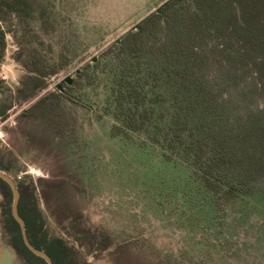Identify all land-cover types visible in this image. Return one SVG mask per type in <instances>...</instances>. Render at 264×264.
I'll use <instances>...</instances> for the list:
<instances>
[{
    "label": "rangeland",
    "instance_id": "1",
    "mask_svg": "<svg viewBox=\"0 0 264 264\" xmlns=\"http://www.w3.org/2000/svg\"><path fill=\"white\" fill-rule=\"evenodd\" d=\"M129 1L0 0V170L19 185L38 232L62 239L78 264H264V178L248 183L247 194L222 195L206 187L196 165L166 156L146 132L114 128V76L124 64L148 97L162 95L147 101L154 108L150 127L171 122L178 104L173 93L178 100L183 95L160 49L175 46L181 20L160 18L135 55L115 45L171 0H154L156 6L124 21ZM229 1L233 13L244 2ZM218 4L210 11L219 18L208 24L192 15L190 0L176 5L192 28L188 43L205 57L199 71L190 70L207 85L223 87L234 78L230 95L227 86L221 93L235 112L264 107V90L251 84L253 76L227 61L246 45L212 31L228 21V9ZM260 5L254 23L264 36ZM183 119L194 121L190 114ZM167 130L160 126L159 137ZM7 200L0 186L2 264H30L10 243Z\"/></svg>",
    "mask_w": 264,
    "mask_h": 264
},
{
    "label": "trees",
    "instance_id": "2",
    "mask_svg": "<svg viewBox=\"0 0 264 264\" xmlns=\"http://www.w3.org/2000/svg\"><path fill=\"white\" fill-rule=\"evenodd\" d=\"M179 1L181 0H171L166 3L158 13L151 14L143 21L137 30L126 33L115 44L120 53L135 55L143 48L145 33L155 27L160 18L170 15L183 22V27L178 30L173 40L175 46L170 51L164 44L160 47L167 53L166 65L176 77H179L178 83L183 89L180 100L176 92L173 93L178 104L172 114L171 122L164 126L154 122L151 123V127L149 126L154 108L148 102H157L162 95L152 91V96L148 97L140 80L129 77L128 63L122 65L114 76L112 104L114 116L118 120L114 128L124 132H146L149 141L159 143L166 156L174 153L182 160L196 165L204 184L213 192L226 195L234 189L247 194L248 183L264 178V107L257 109L247 107L242 113L235 112L233 109L235 104L230 97H227V94L230 95L232 91L228 86L234 84V78L230 79L232 83L223 84V87L220 82L207 85L202 81L201 74L190 70L195 68L199 71L205 57L203 52L197 55L192 45L188 43L192 28L184 21L182 14L178 13L176 5ZM190 1L197 10L192 15L206 24L210 20L219 18L218 12L210 11L214 4L219 5L218 2L221 1L225 9H228L227 24L217 23L212 31L217 35L236 37L243 41L246 50L238 54L228 53L227 61L233 68L240 67L243 72L253 76L254 80L251 84L255 86V83H258L260 90L263 91L264 36L259 33L263 28L259 25L257 32L254 21L260 4H264V0H243L245 8L243 5L239 6L237 13H233L229 8V0ZM246 18L250 20L248 24ZM2 35L0 29V42L3 39ZM198 45L201 46V43ZM173 53H176V57H173ZM190 55L194 57L189 60ZM182 58L186 60L180 62ZM163 67L165 68L162 65ZM171 78V73L168 72L166 80ZM226 86L227 94L222 95L221 89ZM189 114L194 118L193 123H188L186 119L179 120L181 117L186 118ZM160 126L168 129L163 138L159 137ZM0 186L8 197L4 215L11 245L24 255L30 264H46L23 244L19 226L10 211V189L1 179ZM18 210L25 221L28 237L34 246L44 250L55 264H78L76 259L66 252L67 248L62 239L49 238L47 234L38 232V229L34 227L35 215L25 209L21 196Z\"/></svg>",
    "mask_w": 264,
    "mask_h": 264
},
{
    "label": "water",
    "instance_id": "3",
    "mask_svg": "<svg viewBox=\"0 0 264 264\" xmlns=\"http://www.w3.org/2000/svg\"><path fill=\"white\" fill-rule=\"evenodd\" d=\"M160 10H161L160 8H157L155 12L158 13ZM139 25L140 24H136L134 26V29L137 30L139 28ZM118 41L119 40H117V42ZM63 82H65L68 85L71 84L70 77L69 76L66 77L63 80ZM57 88L61 89V84H58ZM0 179L3 180L8 185V187L10 189V193H11L10 211H11V215H12L13 219L16 221V223L19 226L20 235H21L23 244L32 254L43 259L46 264H55L53 262L52 258L44 250L39 249L36 246H34L28 237L27 227H26L25 221L22 218V216L20 215L19 210H18V203L20 200V190H19L16 182L14 181V179L10 175H8L7 173H5L1 170H0ZM1 257H0V264H2V259H4V256H1Z\"/></svg>",
    "mask_w": 264,
    "mask_h": 264
},
{
    "label": "crops",
    "instance_id": "4",
    "mask_svg": "<svg viewBox=\"0 0 264 264\" xmlns=\"http://www.w3.org/2000/svg\"><path fill=\"white\" fill-rule=\"evenodd\" d=\"M133 1V3L131 2V1H129V3H130V8L129 9H126L125 11V13L124 14H130V15H126L125 17V20L124 21H126V20H128V19H131V17L133 16V15H135V14H137V13H141L143 10H145L146 9V7H148V5H150V4H153V6L155 5H157L156 3H152L154 0H132ZM156 1V0H155ZM154 1V2H155ZM47 7H48V11H49V14H50V5L48 4L47 5ZM52 16H54V14L52 13ZM5 248V247H4ZM3 247H1L0 248V257L2 256V253L1 252H3V251H5V249H4Z\"/></svg>",
    "mask_w": 264,
    "mask_h": 264
},
{
    "label": "flooded vegetation",
    "instance_id": "5",
    "mask_svg": "<svg viewBox=\"0 0 264 264\" xmlns=\"http://www.w3.org/2000/svg\"><path fill=\"white\" fill-rule=\"evenodd\" d=\"M15 249V248H14ZM16 250V249H15ZM17 251V250H16Z\"/></svg>",
    "mask_w": 264,
    "mask_h": 264
}]
</instances>
